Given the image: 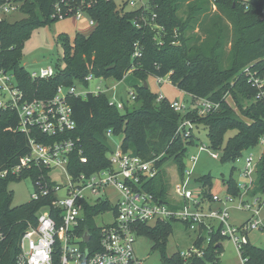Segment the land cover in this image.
<instances>
[{
    "label": "trees",
    "instance_id": "trees-1",
    "mask_svg": "<svg viewBox=\"0 0 264 264\" xmlns=\"http://www.w3.org/2000/svg\"><path fill=\"white\" fill-rule=\"evenodd\" d=\"M245 1L213 0L218 9L229 15L235 28L233 58L228 69L220 68L218 55L192 48L191 40L185 38L192 16L184 22L178 17L182 0H148L144 7L131 11L125 10V4L117 7L112 1H98L91 12L94 28L87 35L77 33L72 41L66 35L58 36L61 54L53 69L54 75L36 81L30 79L29 72L20 64L23 46L35 27L56 21L50 19L54 0H31L22 9L23 19L0 22V69L14 75L17 87L28 100L51 98L58 86L83 83L89 74L117 82L132 74L140 80L142 85L134 90L138 107L132 109L125 103L123 110L109 106L105 94L71 99L75 130L68 136L79 139L90 170L108 167L107 154L113 148L106 136L108 130L120 140L123 152L146 161L163 155L156 165L159 172L146 185V190L164 199L163 165L169 160L175 161L178 175L182 176L185 169L182 157L194 145L196 134L189 141L175 136L181 115L170 108L167 99L158 102L148 87L144 88L148 76H169L172 85L180 91L220 104L217 112L204 118H196L193 112L184 116L195 121L198 131L200 127L206 131L209 149L221 153L220 163H231L243 152L254 150L264 136V103L253 100L255 91L242 74L251 64L253 70L264 74V0ZM152 15H155L153 21ZM139 19L142 22L136 26L135 20ZM226 93L230 96L229 102L223 100ZM17 128L16 113L0 109V170L18 164L28 153L27 138ZM229 132L233 135L224 142ZM36 136L43 144L58 140ZM70 162L71 172L82 170L76 153L71 155ZM232 172L227 179L222 178V183L236 196L239 190ZM196 181L209 188L214 184L209 174ZM9 183L10 179L0 180V225L9 231L8 239L0 244V264H13L17 238L26 228L25 221H33L39 208L35 203L11 206ZM263 193L264 153L257 165L252 194ZM105 206L100 204L99 208ZM86 225L93 232L90 219ZM170 225L168 222L140 225L137 231L138 236L153 242L152 248L159 251L161 264L218 262L214 253L217 247L213 244L204 249L202 257L193 255L183 259L180 252L167 256L165 245L172 232ZM200 242L194 244L200 246ZM246 251L252 256V264H264V252L250 247Z\"/></svg>",
    "mask_w": 264,
    "mask_h": 264
},
{
    "label": "built area",
    "instance_id": "built-area-1",
    "mask_svg": "<svg viewBox=\"0 0 264 264\" xmlns=\"http://www.w3.org/2000/svg\"><path fill=\"white\" fill-rule=\"evenodd\" d=\"M98 1L54 0L50 19L61 21L71 18L76 23L85 22L92 29L95 21L91 12ZM29 2L31 0H3L0 3V22L12 14L22 13L24 16L22 9ZM129 2L123 0L122 5L127 6ZM154 18L152 15L151 21ZM139 22L142 19L135 20V25L140 26ZM252 66L245 67L242 74L255 91L253 100L264 103V74L253 70ZM53 75L51 67L29 73L32 81L47 80ZM156 79L159 85L171 83L169 76ZM94 80L100 82L104 79L89 74L83 83L58 86L51 98L28 100L17 87L14 75L0 69V90L8 97L5 104L0 103V109L16 113L17 130L27 138L28 145V153L18 164L0 170V180L10 179L9 185L30 180L33 191L26 204L39 205L34 220L25 221L26 228L17 238L13 264H141L133 248L138 227L165 222L180 223L194 234V243L201 241L200 246L193 243L191 249L180 252L183 259L193 255L204 256V249L209 244L217 247L214 253L218 258L222 242L228 240L234 246L239 264H252V256L246 249L250 247L264 252V193L252 194L257 165L264 153V136L258 141V148L262 150L258 157L241 155L231 162L240 165L236 180L238 195H232L222 182L217 185L223 194L214 192L215 183L211 188L200 184L192 179V169L185 167L182 176L177 174L172 196L159 199L146 190V185L157 176L159 170L156 165L163 155L146 161L130 152H123L119 141L107 154L108 167L90 170L79 139L68 136L75 130L70 100L86 99L89 95L98 96L110 90H102L100 86L91 89L90 83ZM78 85L82 91L77 90ZM129 96L131 100L135 99L134 94ZM190 98V104L181 105L177 101L170 104V108L181 115L175 136L184 141H189L198 132L195 121L185 118V114L193 112L196 118H204L217 112L220 105L206 98ZM163 99L159 95L156 100ZM229 99L226 93L223 100L229 102ZM108 105L118 110L124 107L123 102L109 101ZM36 134L58 140L43 144L37 140ZM106 136L110 142L117 139L111 130L106 132ZM198 150L208 151L204 146ZM74 153L78 157V165L82 166V170L76 173L70 170ZM208 153L220 162L219 151L209 149ZM195 160L192 157L190 162L194 164ZM52 172L58 174L57 179L50 176ZM192 180L197 184L194 190L190 188ZM100 204H105V208H99ZM230 209L248 212L249 218L234 226L230 223ZM105 214H111L112 221L102 227L92 224L94 230L89 232L88 220L92 223L93 218ZM85 234L89 236L87 242ZM8 237L9 231L0 225V244ZM254 237L260 246L249 241Z\"/></svg>",
    "mask_w": 264,
    "mask_h": 264
},
{
    "label": "rangeland",
    "instance_id": "rangeland-1",
    "mask_svg": "<svg viewBox=\"0 0 264 264\" xmlns=\"http://www.w3.org/2000/svg\"><path fill=\"white\" fill-rule=\"evenodd\" d=\"M113 3L120 7L123 0H112ZM148 0H130L126 6V11L138 9L141 6L146 5ZM199 8L198 11L196 9ZM195 9V11H193ZM178 17L182 22L189 19L191 16L190 26L185 31V38L191 40L190 44L192 48H199L210 55L214 53L219 56L220 68L228 69L233 58V46L236 40L235 28L229 15L224 11L218 9L213 0H182L180 8L178 10ZM22 13H16L10 15L8 22H14L23 19ZM90 32V28L85 22L76 23L71 18L56 21L54 23L35 27L29 38L25 41L22 58L20 60L21 66L29 73L37 72L40 68L51 67L55 68L58 58L61 54V48L58 44V36L66 35L69 40L72 41L74 36L79 34L87 35ZM148 90L151 94L158 97L161 95L167 99L169 103L177 101L179 104H190L191 98L188 94L177 89L172 83L157 84L156 77L148 76L145 81ZM142 82L136 79L132 74H127L121 82H117L113 79H107L102 81H92L90 88L94 89L95 86H100L105 91V95L109 101L114 103L123 102L129 109L138 107V104L134 100L130 99L129 94H134L135 87H140ZM112 87H115L112 89ZM78 91H82L81 86H77ZM8 100L7 95L0 90V103L5 104ZM233 133L229 132L225 136L224 142ZM112 140V146H115V142ZM204 146L208 149V138L206 131L199 128L196 133V140L194 145L187 148L185 151L182 162L187 169H192V179L198 180L204 175H211L214 178V192H219L220 187L217 185L222 182L223 179H227L233 169L232 176L235 180L238 179V170L240 165H234L232 163L222 164L217 159L211 158L208 151L199 152L198 148ZM261 148L256 147L254 150L243 152L242 157L248 154H252L254 157H258L261 154ZM195 157V163L192 164L190 159ZM163 184L166 192L165 197L170 198L172 195L173 185L177 182V164L173 160H169L163 165ZM52 178L57 179L58 174L56 172L50 173ZM196 181H191L192 190L196 188ZM9 189L12 192L11 206L16 207L26 204L30 201V195L33 191V186L30 180H20L13 182L9 185ZM112 193V190H109ZM264 217V214H263ZM249 218V213L244 211H237L230 209V223L234 226H238L245 222ZM112 221L111 214H105L103 216H97L93 218L92 224L96 227H102ZM171 234L169 235L166 245L165 253L170 256L179 252H186L193 246L195 236L192 232L184 229L180 223H171ZM249 241L257 246L259 242L257 239L251 238ZM153 242L145 236H137L134 240L133 248L136 257L140 260L141 264H161V256L158 250L153 249ZM216 264H239L237 254L235 252L233 244L224 240L222 242V250L220 256H218V262Z\"/></svg>",
    "mask_w": 264,
    "mask_h": 264
},
{
    "label": "water",
    "instance_id": "water-1",
    "mask_svg": "<svg viewBox=\"0 0 264 264\" xmlns=\"http://www.w3.org/2000/svg\"><path fill=\"white\" fill-rule=\"evenodd\" d=\"M144 88L145 89L147 88L146 83H144ZM88 240H89V236H88V234H85V241L87 242Z\"/></svg>",
    "mask_w": 264,
    "mask_h": 264
}]
</instances>
